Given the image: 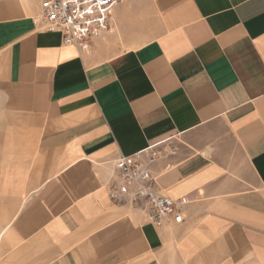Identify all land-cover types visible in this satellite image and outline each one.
<instances>
[{
	"label": "crops",
	"instance_id": "1",
	"mask_svg": "<svg viewBox=\"0 0 264 264\" xmlns=\"http://www.w3.org/2000/svg\"><path fill=\"white\" fill-rule=\"evenodd\" d=\"M40 2L0 0V243L25 264H264V0H118L88 53ZM167 138L154 173L191 202L157 226L109 189Z\"/></svg>",
	"mask_w": 264,
	"mask_h": 264
},
{
	"label": "built area",
	"instance_id": "2",
	"mask_svg": "<svg viewBox=\"0 0 264 264\" xmlns=\"http://www.w3.org/2000/svg\"><path fill=\"white\" fill-rule=\"evenodd\" d=\"M117 1L41 0L37 20L46 30L60 32L64 43L88 53L94 40L112 29V10ZM177 152L173 138H167L133 154L119 156L115 160L116 179L110 186L109 198L118 204L134 206L157 226L182 223L191 200L164 193L153 170L154 165Z\"/></svg>",
	"mask_w": 264,
	"mask_h": 264
},
{
	"label": "rangeland",
	"instance_id": "3",
	"mask_svg": "<svg viewBox=\"0 0 264 264\" xmlns=\"http://www.w3.org/2000/svg\"><path fill=\"white\" fill-rule=\"evenodd\" d=\"M14 251L11 246H8L4 240L0 243V264H25L27 261H23L22 254L17 251L14 257ZM21 256V257H20Z\"/></svg>",
	"mask_w": 264,
	"mask_h": 264
}]
</instances>
